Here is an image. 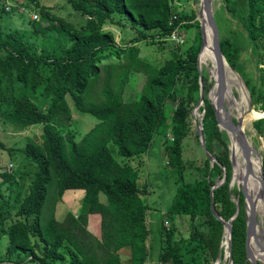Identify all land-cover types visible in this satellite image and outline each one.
I'll return each mask as SVG.
<instances>
[{"label": "trees", "instance_id": "1", "mask_svg": "<svg viewBox=\"0 0 264 264\" xmlns=\"http://www.w3.org/2000/svg\"><path fill=\"white\" fill-rule=\"evenodd\" d=\"M22 1L25 9L36 12L38 19L32 20L30 27L50 45L51 52L32 55L18 31L5 32L0 27V117L16 131L41 127L40 142L29 141L20 150L36 172L16 210L22 220L6 229V252L24 254L33 264H64L66 260L67 264H145L148 208L140 199L137 171L127 159L145 153L153 137L168 128L171 145L167 163L181 174L180 144L190 115L187 105L195 106L199 100L200 28L196 36L199 45L186 52V59L174 54L161 66L142 58L135 45L169 37L180 46L183 41L170 35L181 36L183 29L198 27V22H193L196 15L180 13L179 4L174 10L170 0H67L84 19L83 24L75 25L39 7V0ZM223 1L231 16L238 17L236 41L243 42L253 55L258 50L264 56V0ZM117 15H123L138 32L129 46L117 45L113 34L103 30L104 23ZM223 41L220 50L238 71L228 40ZM259 72L264 75V67ZM133 74L141 76L140 89L125 101L123 91ZM179 82L182 93L187 85L186 97L177 101L172 115H167V102L178 99ZM248 89L252 106L264 113V92ZM70 104L96 120L79 140L66 131ZM204 105L202 134L215 162L205 157L204 177L177 183L167 213L203 218L209 230L201 237L215 260L223 225L210 211V191L215 179L224 175V183L212 191L213 206L221 219L229 221L235 213L230 194L238 197L239 212L231 224V260L232 264H250L245 261L242 194L228 191L231 163L225 137L205 98ZM252 127L264 139V118L254 121ZM214 141L223 145L220 153L214 152ZM108 144L116 147L121 160L112 156ZM261 167L264 181V155ZM2 177L3 183L10 182L7 175ZM69 190L81 191L73 192L81 198L79 213L74 216L69 212L58 222L55 202ZM87 215L99 216L100 238L86 231ZM159 264H186L179 255L178 242L171 237L166 236Z\"/></svg>", "mask_w": 264, "mask_h": 264}, {"label": "rangeland", "instance_id": "2", "mask_svg": "<svg viewBox=\"0 0 264 264\" xmlns=\"http://www.w3.org/2000/svg\"><path fill=\"white\" fill-rule=\"evenodd\" d=\"M20 2L24 3L22 0H2L0 2V27L5 32H10L12 30L18 31L32 55H49L51 52L50 45L43 41L40 37L35 36L30 27L31 21L38 19L35 18L36 12L32 11L34 10L32 8L30 9L31 11L25 9ZM170 3L174 10L178 9H175V6L179 4L180 8L178 10H181L179 12H185L187 17H189L190 12H193L196 15L193 22L197 21L199 26L197 27V25H192L187 29H183L180 34L181 36L176 35L175 33L171 34V36H174L177 41H183L180 46L179 44L175 45L172 39L168 37H157L156 40L150 39L136 43L135 46L139 51V55L157 66H161L164 61L171 58L174 54L186 59V52L190 51L193 46L198 47L199 45V41L196 36H198L197 32L200 28L197 17L200 9V0H170ZM10 7L14 10H10ZM39 7L51 10L56 15L63 17L72 24L80 25L84 22V19L77 12H75L72 5L67 0H39ZM211 10L215 16L214 21L217 26L219 45L220 41L223 43V40H228L230 45L229 48L231 49V57L237 65L238 70L234 71L225 57L224 50H220L222 59L226 62L229 68L232 69L234 74V83L229 85V91H231L230 93L234 96L232 99V105L234 104V107L229 106L228 97L224 96L223 108L221 110H225L228 119L233 124H237L238 120L242 123L246 120V113H250V109L255 112L258 111L251 104L249 96L250 90L248 88L251 87L256 89L260 94L264 92V85L262 84L264 75L259 72L260 69L262 70L264 67L262 63L264 56L258 50L255 51L253 55L249 48H245V44L243 42L238 40L236 41L234 34L239 31L237 23L238 17L233 18L231 16L225 5V1L211 0ZM108 20L104 23L103 30H109L113 34L114 42L117 45H122V47L125 45L129 46L128 44L131 42V39H134L133 37L138 35V32L134 31L133 28L130 27V24L123 18V15H117L111 20ZM197 69L200 72L201 77L205 78L203 79L204 82L200 79V82L203 84V102L199 107H196V105H187L190 115L187 119V134L180 144L182 162L180 167L181 174L176 169L170 167L167 163L168 150L171 145V134L169 133L168 128L166 130H160L159 133L153 137L150 147L145 153L137 157L127 159V162L130 163L137 171V186L140 191V199L148 208V213L146 214V225L149 230V234L146 239L148 257L145 264H159V255L162 247L165 245L166 236L171 237L172 240H176L178 242L179 255L186 264L228 263L229 242L227 241L228 248L226 249L225 256L223 258V237L219 244V255L217 254L218 259L216 256V259L213 260V258L209 255L205 245V240L201 237V233H207L209 230L208 225L205 223L203 218L195 219L190 216L182 215L172 216L167 213L168 207L171 204L172 198L176 192L178 182L182 184L205 176L203 171L205 155L200 147L195 123L202 128V122L200 119L204 112V98L207 101L209 100L208 94L214 87L215 83L209 76L205 65L200 66L197 64ZM128 82V85L125 86L123 91V99L125 101L134 98L138 94L141 76L133 74L129 78ZM180 88L181 83L179 82L177 83L176 90L178 99L175 102H167L169 104L166 108L167 115H172L175 110L174 108L177 107V101L180 98L186 97L187 85L185 86L183 93ZM221 94L222 92L218 93L217 102L219 95L221 96ZM237 103H240L243 107L242 112L244 114H242L241 117H238V119H236L239 114V110L237 108H240V105H236ZM70 108L71 119L66 131L72 133L74 138L79 140L96 124V120L88 114L76 111L71 104ZM257 119L258 118L252 117L251 119L246 120L243 124V130L245 132L244 136L249 146V150L254 158H258L259 165L261 166L262 157L264 155V139L262 136L257 134L252 127L253 122ZM218 129L221 131L222 136L225 137V148L228 151L229 138L225 136L226 133L223 129H221V127H218ZM40 135V126L16 131L10 126L4 124L0 117V143L2 144V147H0V264H33L29 261V257L24 254H7L6 247L8 239L5 236L6 229H8L9 226L19 219L22 220V217L16 216V210L19 202L27 194L28 185L32 181L36 172L35 165L28 160L20 152V150H22L29 141L36 143L40 142ZM213 146L216 154L220 153V151L224 149L223 145L219 144L218 141H214ZM108 148L116 160H121L114 145L108 144ZM3 174L7 175L10 182L3 183ZM215 181L219 182L221 180L217 177ZM229 183V192L240 191L237 187H233L231 185V175ZM73 192H77L78 194L81 193V191H66L63 196L55 202L54 216L56 221H63L65 219V215L69 212L74 216L78 215L81 198L77 197ZM240 192L242 194V190ZM230 198L234 202V196L232 194ZM256 217V223L258 227L261 228L259 229L260 232L258 239V242L260 243L257 242V245L261 246V249H264V221L261 220L258 215H256ZM86 218V231L92 236L100 238L98 228L99 216L87 215ZM243 240L245 245V234ZM247 241H249V239ZM257 245L256 243H253V246L256 249ZM122 258L124 259L123 255ZM245 261L248 262L246 254ZM67 262L68 260H66L64 264H67ZM257 262L260 264L259 261Z\"/></svg>", "mask_w": 264, "mask_h": 264}, {"label": "bare ground", "instance_id": "3", "mask_svg": "<svg viewBox=\"0 0 264 264\" xmlns=\"http://www.w3.org/2000/svg\"><path fill=\"white\" fill-rule=\"evenodd\" d=\"M203 17L205 18L204 11H203ZM204 41L205 42H204V45L202 47L201 52H200V48H199V51L197 54V57L199 56L198 65H200V66L205 65L209 76L214 80V83H215L214 87L210 90L208 97L210 99V102L213 105H216L218 93H220L221 91H220V83L218 80V76L216 74V60H215V53L213 52V48H212L211 31L208 29L206 23H205ZM219 49H220V47H219ZM223 68L225 69L228 83L226 84L225 90L222 92L221 95H222V97H224V96L228 97L227 99L229 100V106H233L234 104L232 105V103H233L232 99L234 96L232 93H230L231 91H229V89H230L229 85L234 83V80H233L234 74H233L232 69L229 68V66L226 64V62L224 60H223ZM239 94H240V91H239ZM236 105H240V103L239 104L237 103ZM237 109L239 110V114L236 117V119H238V117H241L243 114V112H242L243 107L241 105H240V108L238 107ZM252 109H253V107H252ZM252 117H255L258 119L264 118V113H257V112L252 111L250 109V113H248V114L246 113V120H249ZM200 120L202 122V117ZM246 120H244V122H242V123L240 122L241 123L240 130H241V133L243 132V134H245V132L243 130V128H244L243 124L246 122ZM246 135H247V133H246ZM228 138H229L228 153L232 157L231 185L233 187H237V189H239L240 191L242 190V192L244 193L243 195H245L244 202H243L244 212L246 214H249L250 211L252 209H254L255 214L258 215L261 218V220L264 221V198L257 197V191L259 188V161H258V158H254L252 156L251 152H249V154L246 158L243 156L242 145H241L240 139L237 135H235L233 133L231 134L230 132H228ZM247 164L249 166V170H247ZM259 229H261V228L258 227V225H256L254 227L253 232L250 235V238H249L250 255L255 261H259L260 264H264V252L261 250V246L257 245L258 243H260V242H258L259 232H260ZM223 238H224V241H223V243H224L223 258H224L225 251L228 248L227 233H225ZM253 243H256L257 249L254 248Z\"/></svg>", "mask_w": 264, "mask_h": 264}, {"label": "water", "instance_id": "4", "mask_svg": "<svg viewBox=\"0 0 264 264\" xmlns=\"http://www.w3.org/2000/svg\"><path fill=\"white\" fill-rule=\"evenodd\" d=\"M203 11H204V15L205 18L203 17ZM198 20H199V24H200V33H201V44H200V52L202 50V47L204 45V38H205V23L208 27V29L211 31V37H212V48H213V52L215 53V60H216V74L218 76V80L220 83V91L223 92L225 90V86L227 84V79H226V72L225 69L223 68V59L222 56L220 55V49H219V36H218V31H217V26L216 23L214 21L213 18V13L211 10V0H200V9L198 12ZM198 60H199V56L197 57V64H198ZM200 72H199V100L198 103L196 104V107H199L200 104L203 102V86L202 83L200 82ZM210 105L213 108V112H214V116L217 122V126L221 127V129H223V131H225L227 137H228V132H230L231 134H235L239 137L241 145H242V152H243V156L246 158L249 154V152H251L249 150V146L247 144V141L245 139V136L243 134V132L241 133L240 130V126L241 123L238 120L237 124H233L227 116V113L225 112V110H221L223 108V97L222 95L219 96L218 102L216 105H213L210 102V99L208 100ZM195 129L197 132V136L199 139V143H200V147L202 152L204 153L205 157L209 159L210 163L215 162V159L212 157V155L207 151L206 149V145H205V139L204 136L202 134V128L201 126H199L197 123H195ZM252 154V153H251ZM229 161L232 164V157L229 155ZM247 170H249V166L247 164ZM221 181L214 182V185L211 187V191H210V211L212 213V216L216 219L219 220L222 225H223V233H222V237L225 235V233H227V238H228V242H229V250H228V263L227 264H231V250H230V241H231V224L232 221L235 219V217L237 216L238 212H239V203H238V198L234 199L235 202V213L234 215L230 218L229 221H224L223 219H221V217L218 215V213L216 212V210L214 209L213 206V200H212V191L219 187L220 185H222L225 181V176H222V178L220 179ZM230 187V183L228 185V189ZM244 193L242 192V195ZM243 197H245V195H243ZM257 197L259 198H264V181H263V173H262V167L259 165V188L257 191ZM244 217H245V237H246V241H245V254L248 258V262L250 264H259L257 261H255L251 255H250V250H249V241H247L251 235V233L254 230V227L257 225V217L255 214L254 209H252L250 211L249 214H246L244 212ZM264 252V249H261ZM218 255H219V251H218ZM218 259V256H217Z\"/></svg>", "mask_w": 264, "mask_h": 264}, {"label": "clouds", "instance_id": "5", "mask_svg": "<svg viewBox=\"0 0 264 264\" xmlns=\"http://www.w3.org/2000/svg\"><path fill=\"white\" fill-rule=\"evenodd\" d=\"M200 35H201V33H200ZM199 72V71H198ZM201 79V78H200ZM199 89H200V86H199ZM224 176V175H223ZM228 191H229V189H228ZM230 196H231V194H230ZM243 196V195H242ZM235 198H238V197H235ZM234 198V199H235ZM243 202H244V197H243ZM234 204H235V202H234ZM224 237V236H223ZM232 261V260H231Z\"/></svg>", "mask_w": 264, "mask_h": 264}, {"label": "crops", "instance_id": "6", "mask_svg": "<svg viewBox=\"0 0 264 264\" xmlns=\"http://www.w3.org/2000/svg\"><path fill=\"white\" fill-rule=\"evenodd\" d=\"M124 252L128 255V250L125 249Z\"/></svg>", "mask_w": 264, "mask_h": 264}, {"label": "built area", "instance_id": "7", "mask_svg": "<svg viewBox=\"0 0 264 264\" xmlns=\"http://www.w3.org/2000/svg\"><path fill=\"white\" fill-rule=\"evenodd\" d=\"M174 38V36H172Z\"/></svg>", "mask_w": 264, "mask_h": 264}]
</instances>
